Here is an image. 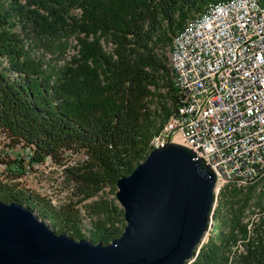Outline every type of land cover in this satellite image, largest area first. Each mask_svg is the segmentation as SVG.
I'll return each mask as SVG.
<instances>
[{
	"label": "trees",
	"instance_id": "16d2710c",
	"mask_svg": "<svg viewBox=\"0 0 264 264\" xmlns=\"http://www.w3.org/2000/svg\"><path fill=\"white\" fill-rule=\"evenodd\" d=\"M225 1L0 3V130L12 144L32 151L29 165L48 156L62 164L66 152L84 153L86 160L67 171L88 189L86 196L106 185L115 190L117 179L144 160L152 138L178 107L170 65L174 35ZM18 23L39 37L82 35L77 56L61 68L48 66L32 52ZM24 161L14 162L18 170ZM0 201L36 212L57 233L65 229L84 237L77 210L55 208L1 178ZM87 207L98 216L91 241L108 243L121 234V208L101 200ZM212 219L207 239L187 264H264V169L243 187L223 188Z\"/></svg>",
	"mask_w": 264,
	"mask_h": 264
},
{
	"label": "water",
	"instance_id": "95a60500",
	"mask_svg": "<svg viewBox=\"0 0 264 264\" xmlns=\"http://www.w3.org/2000/svg\"><path fill=\"white\" fill-rule=\"evenodd\" d=\"M125 226L108 243L57 233L0 201V264H187L207 239L217 201L211 168L168 142L116 181Z\"/></svg>",
	"mask_w": 264,
	"mask_h": 264
},
{
	"label": "built area",
	"instance_id": "2783aa9c",
	"mask_svg": "<svg viewBox=\"0 0 264 264\" xmlns=\"http://www.w3.org/2000/svg\"><path fill=\"white\" fill-rule=\"evenodd\" d=\"M183 46H190V55H182ZM175 51L185 95L158 147L184 139V146L211 168L215 184L259 172L264 166V16L251 5H235L196 28L193 37L179 39ZM0 141L9 142L1 130ZM31 154L22 158L27 161ZM44 163L46 158L33 165Z\"/></svg>",
	"mask_w": 264,
	"mask_h": 264
},
{
	"label": "rangeland",
	"instance_id": "374dc122",
	"mask_svg": "<svg viewBox=\"0 0 264 264\" xmlns=\"http://www.w3.org/2000/svg\"><path fill=\"white\" fill-rule=\"evenodd\" d=\"M15 1L20 5L26 4V0ZM11 2L13 3V0H0V3L4 6L11 4ZM20 25L21 23H18L16 29L21 31L32 52L40 57L48 66L54 69L61 68L62 66L69 65L73 62L75 56H77L78 37L82 35H71L62 39L57 37H39L31 33L30 30L22 29ZM101 45L105 51L111 50L110 45L105 41L101 40ZM167 55L169 56V53ZM28 151V148L18 146L17 144H12L11 142L2 144L0 141V178L14 183V186L25 193H31L37 198H44L55 208L65 209L68 206L77 210L81 233L85 238L92 240L95 237L94 224L98 219V216L88 209L87 206L90 203L95 200H101L108 204L113 203L117 208L122 209L115 196L117 187L114 190L110 185H106L94 195L86 196L88 189L71 177L67 168L79 165L81 160L85 158L84 154L66 152L63 155L62 163H66L68 167H61L59 163L52 161L51 157L48 156L51 160L47 161V163L29 165L27 161H24L22 164L24 166L18 170L15 163ZM33 213L38 219L49 225L48 220L39 217L36 212ZM125 223L122 216V230ZM64 232L70 236H74L70 231L65 229Z\"/></svg>",
	"mask_w": 264,
	"mask_h": 264
},
{
	"label": "bare ground",
	"instance_id": "6f19581e",
	"mask_svg": "<svg viewBox=\"0 0 264 264\" xmlns=\"http://www.w3.org/2000/svg\"><path fill=\"white\" fill-rule=\"evenodd\" d=\"M235 5H251V9L259 11L260 14L264 16V5L261 4L260 0H227L223 3L211 5L208 9L197 15L195 18H191L174 35L170 51V65L174 73V85L177 89L178 106L182 101V96L185 95V86L179 83L177 53L175 51V45L178 44L179 39H189L190 37H193L196 28H202V26L207 25V23L215 21L216 17H220V15H223L224 12L233 10V7ZM182 55H190V46L182 47ZM177 110L178 107L176 111L173 112L168 120L164 123L159 133L152 138L150 142L151 149L158 147V142H160L162 140V137H164V131H166V128H169L170 121L175 118ZM172 142L184 145V139H172ZM46 159L47 161L51 160L49 157H46ZM263 169L264 166L260 167L259 172H253L248 177H226L224 179H221L220 181H217V183L215 184V194L218 195V193L223 188L230 185H235L238 187L247 185V183L254 177L258 176Z\"/></svg>",
	"mask_w": 264,
	"mask_h": 264
}]
</instances>
